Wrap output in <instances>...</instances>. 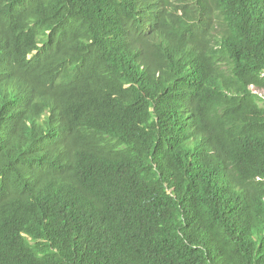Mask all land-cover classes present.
<instances>
[{"label": "trees", "instance_id": "obj_1", "mask_svg": "<svg viewBox=\"0 0 264 264\" xmlns=\"http://www.w3.org/2000/svg\"><path fill=\"white\" fill-rule=\"evenodd\" d=\"M5 51L0 264H264V0H0Z\"/></svg>", "mask_w": 264, "mask_h": 264}, {"label": "clouds", "instance_id": "obj_2", "mask_svg": "<svg viewBox=\"0 0 264 264\" xmlns=\"http://www.w3.org/2000/svg\"><path fill=\"white\" fill-rule=\"evenodd\" d=\"M36 50L28 55L31 58ZM180 57L191 55L192 51L187 44L183 43L180 49ZM7 55V56H6ZM10 55L6 51L0 56V103L5 108H19L23 104L26 80L24 69L17 65H10ZM44 120L43 114L41 115Z\"/></svg>", "mask_w": 264, "mask_h": 264}, {"label": "bare ground", "instance_id": "obj_3", "mask_svg": "<svg viewBox=\"0 0 264 264\" xmlns=\"http://www.w3.org/2000/svg\"><path fill=\"white\" fill-rule=\"evenodd\" d=\"M189 140H191V139H189Z\"/></svg>", "mask_w": 264, "mask_h": 264}]
</instances>
